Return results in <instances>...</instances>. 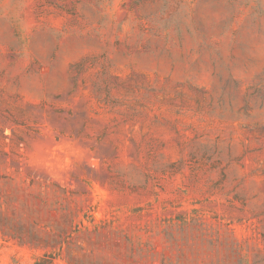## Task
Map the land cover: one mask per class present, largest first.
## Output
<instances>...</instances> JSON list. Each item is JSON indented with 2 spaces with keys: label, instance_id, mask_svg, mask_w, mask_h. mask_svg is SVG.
<instances>
[{
  "label": "rangeland",
  "instance_id": "obj_1",
  "mask_svg": "<svg viewBox=\"0 0 264 264\" xmlns=\"http://www.w3.org/2000/svg\"><path fill=\"white\" fill-rule=\"evenodd\" d=\"M264 264V0H0V264Z\"/></svg>",
  "mask_w": 264,
  "mask_h": 264
},
{
  "label": "trees",
  "instance_id": "obj_2",
  "mask_svg": "<svg viewBox=\"0 0 264 264\" xmlns=\"http://www.w3.org/2000/svg\"><path fill=\"white\" fill-rule=\"evenodd\" d=\"M34 264H45V263L35 262Z\"/></svg>",
  "mask_w": 264,
  "mask_h": 264
}]
</instances>
